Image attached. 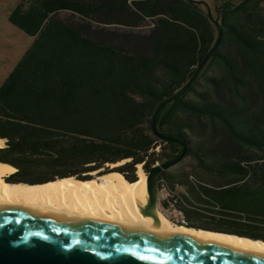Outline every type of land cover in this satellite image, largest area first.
I'll return each instance as SVG.
<instances>
[{
  "label": "trees",
  "instance_id": "obj_1",
  "mask_svg": "<svg viewBox=\"0 0 264 264\" xmlns=\"http://www.w3.org/2000/svg\"><path fill=\"white\" fill-rule=\"evenodd\" d=\"M204 4L219 43L157 129L180 134L209 180L158 179L183 189L188 227L264 241V0H21L8 21L33 41L0 85L6 181L88 180L127 160L112 170L131 183L173 157L150 121L215 42Z\"/></svg>",
  "mask_w": 264,
  "mask_h": 264
},
{
  "label": "water",
  "instance_id": "obj_2",
  "mask_svg": "<svg viewBox=\"0 0 264 264\" xmlns=\"http://www.w3.org/2000/svg\"><path fill=\"white\" fill-rule=\"evenodd\" d=\"M204 8L216 29L215 42L186 84L157 105L150 121V132L159 142L176 144L179 149L173 157L156 162L145 173L148 193L142 209L145 216L152 217V210L157 209L159 175L179 164L187 154L186 142L180 134L158 131L159 117L170 102L183 96L197 80L220 40V24L206 4ZM0 264H264V256L195 239H174L116 222L93 223L68 212L0 203Z\"/></svg>",
  "mask_w": 264,
  "mask_h": 264
},
{
  "label": "bare ground",
  "instance_id": "obj_3",
  "mask_svg": "<svg viewBox=\"0 0 264 264\" xmlns=\"http://www.w3.org/2000/svg\"><path fill=\"white\" fill-rule=\"evenodd\" d=\"M2 146L3 141L0 140V148ZM126 161L110 164L111 171L103 175L91 172L88 180L68 177L36 185L7 182L6 178L13 174L15 169L0 163V203L17 208L68 212L93 223L116 222L141 231L167 234L174 239H195L264 256L263 241L176 225L156 208L152 210V217L143 215L142 209L147 204L148 193L146 176L141 165H137V179L131 183H126L119 172L112 170ZM159 182L167 185L164 178ZM174 188L183 192L179 186ZM166 193H173V189L166 186Z\"/></svg>",
  "mask_w": 264,
  "mask_h": 264
},
{
  "label": "rangeland",
  "instance_id": "obj_4",
  "mask_svg": "<svg viewBox=\"0 0 264 264\" xmlns=\"http://www.w3.org/2000/svg\"><path fill=\"white\" fill-rule=\"evenodd\" d=\"M19 2L21 0H0V85L15 68L33 41L32 37H29L8 21L9 14ZM59 15L64 19L72 18L70 14L65 12H61ZM149 24L150 21H143V28L141 30L146 31ZM111 28L114 29L115 26H111ZM157 151H159L158 148ZM108 170H111V168L108 167ZM99 171L94 172L97 175ZM165 172L166 174L177 176L189 174L190 177L200 182H207L209 180V177L197 169L193 161L187 157Z\"/></svg>",
  "mask_w": 264,
  "mask_h": 264
},
{
  "label": "built area",
  "instance_id": "obj_5",
  "mask_svg": "<svg viewBox=\"0 0 264 264\" xmlns=\"http://www.w3.org/2000/svg\"><path fill=\"white\" fill-rule=\"evenodd\" d=\"M166 186L157 181V209L173 224L189 226L184 209L190 208L187 198H183L179 188H173V193H166Z\"/></svg>",
  "mask_w": 264,
  "mask_h": 264
}]
</instances>
